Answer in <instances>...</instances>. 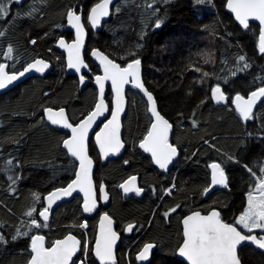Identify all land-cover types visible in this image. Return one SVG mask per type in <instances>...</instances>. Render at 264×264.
Masks as SVG:
<instances>
[{"label":"trees","instance_id":"obj_1","mask_svg":"<svg viewBox=\"0 0 264 264\" xmlns=\"http://www.w3.org/2000/svg\"><path fill=\"white\" fill-rule=\"evenodd\" d=\"M95 2L98 0H46L44 5L37 2L36 6L42 9L43 16L19 18L7 29V34L0 37V49L5 48L9 42L17 49L20 57L17 68L37 54L49 59L53 66L52 72L44 78H29L0 94V224L3 225L0 231L9 238L15 231L14 226L26 219L22 213L30 199V190L46 195L53 186L50 181L55 179L56 186H59L68 179V173L60 167L62 163L66 164V160L56 148L64 133L48 126L41 119L42 106L55 101L61 106L66 105L68 114L77 118L93 103L94 87L91 79L80 89L78 79L66 75L64 56L55 51L54 41L60 34L66 39L72 38L71 33L63 31L65 20L62 13L68 5L87 8ZM30 3L32 0L20 6L13 3L11 11L15 13L18 8L26 10ZM225 3L226 0H211V3L194 6L192 0H169L167 5L160 3V0H127V3L118 0L108 22L97 33L87 29L85 60L93 73L96 67L87 56L92 47L115 56L132 50L137 42L143 45L137 51L142 60L145 86L153 92L162 114L173 124L170 139L178 143L180 152L178 162L174 163L170 171L161 175L145 154L141 155L140 151L132 147V142L142 134L148 123V114L144 101L135 92L129 91L128 109L122 123L126 150L116 160L104 164L101 161L95 163L94 172V179L97 182L102 180L106 185L110 196L106 210L113 217L115 229L121 232L122 227L131 221L144 225L139 233L133 232L129 237H125L124 233L121 235L116 252L118 260L129 248L133 249L134 258L133 242L151 237L161 245L153 252L152 264H171V245L175 243L177 218L173 216L170 222L165 221L161 219L160 212L173 201L187 203L192 207L201 203L208 204L216 198L229 204L230 208L238 207L240 192L247 180L242 164L264 162V140L252 137L240 144L241 139H244L245 125L238 123L228 109L214 102L205 100L203 105L200 104L206 95L210 96L209 85L216 83L218 77L223 78L235 70L236 57L239 55H246L252 67L246 72H238L239 79L230 78L235 80L233 87L245 84V80L251 82L254 76H264V58L254 50L258 27L253 24L249 30L238 28L223 6ZM147 4L152 5L151 9L146 7ZM118 6L120 11L116 12ZM157 7L160 9L158 15L165 16V19L160 28L154 29L151 27L154 23L152 12ZM54 24L63 26L53 28ZM3 30L0 22V31ZM45 32L48 36L44 35ZM141 34L143 40L140 39ZM29 37L37 39L35 46L28 44ZM205 60L208 62L205 63ZM0 62H5L2 51ZM117 62H120L118 58ZM196 68H200L201 72H197ZM203 72L214 75L201 82ZM219 82L223 85L222 79ZM45 92L49 95L44 96ZM108 94L110 99L109 91ZM194 109L199 125L195 128L191 125ZM256 111L258 116L264 117V106ZM178 113L183 115L178 116ZM246 127L248 131L254 132L258 123L249 121ZM201 137L209 140V145L215 144V148L205 145ZM89 148L95 159L96 149L92 140ZM185 152L190 159H185ZM221 153L245 157L241 164L227 165L229 175L235 181L234 195L225 199L224 194L214 191L208 199H202L198 190L207 179L206 164L210 158L219 160ZM9 159H12L13 164L20 160L22 165L21 169H17L22 179L18 182L16 194H9L6 176L2 171L4 162ZM124 159L129 160V165L122 163ZM128 174H138V184L145 188L142 198L124 199L118 191L117 185ZM173 177L177 186L174 196H164L161 205L159 196L163 194L160 187L173 183ZM149 185L157 188L155 195L149 190ZM80 203L82 200L74 197L57 207L51 214L50 228L44 229V232L53 238L59 235L66 225L79 217ZM158 208L159 211L153 217L154 210ZM180 212H186V209L182 208L177 215ZM228 215L231 216V211ZM97 218L98 215L87 218L90 238L96 230ZM76 234H79L78 230ZM24 239L0 246V264H25L28 255L21 251L25 247ZM243 259L245 264H264V254L250 247L243 249Z\"/></svg>","mask_w":264,"mask_h":264},{"label":"snow or ice","instance_id":"obj_2","mask_svg":"<svg viewBox=\"0 0 264 264\" xmlns=\"http://www.w3.org/2000/svg\"><path fill=\"white\" fill-rule=\"evenodd\" d=\"M37 2L46 4V0H32L26 10L11 11L13 3L18 6L24 0H0V22L4 30L0 31V37L7 34V29L11 27L19 18H35L37 15L43 16V11L38 8ZM127 3V0H124ZM155 2V0H154ZM211 3V0H192L194 6ZM112 0H98L90 7L81 8L77 5H68L62 13V18L66 20L74 35L71 39H66L63 34L56 36L55 44L66 53L64 57L67 69L78 74V84L84 85L86 79L94 82L93 103L77 118L71 117L66 111V105L61 106L57 102H52L42 106V120L51 126L67 130L56 144V148L63 154L66 164L60 167L68 173L66 182L56 186L53 179L51 190L42 195L39 191L29 192V201L22 215L26 219L21 220L19 225L14 226L15 231L10 238L0 231V246L17 242L24 239L25 247L21 250L27 252L28 258L25 264H152V255L155 249L160 247L155 238L138 239L134 241L135 250L129 248L122 254L121 260L117 259L116 247L123 233H139L143 224L135 221L127 222L122 231L118 232L114 228L113 217L108 212H99L98 227L93 236L88 235L87 216L98 212V201H107L109 194L106 191L105 183L94 179V164L105 161L116 154H122V149L126 150V140L123 138L122 113L126 112V86H131L138 90L144 98L145 111L148 114V123L145 125L142 134L132 142V147L140 151L141 155L148 154L150 164L154 169L162 170L161 175L167 173L170 165L179 160V145L172 142L170 133L173 124L162 114L158 106L156 97L150 91L142 79V60L139 51L143 48L137 42L132 50L122 54H106L97 47L90 49V57L96 62V70L85 61L83 50L85 49L86 27L97 29L102 23V18L110 16V4ZM160 3L167 5L169 0H160ZM227 8L232 17L233 23L243 30H249L255 22H258V40L254 50L261 58H264V0H226L223 5ZM151 9L152 5L147 4ZM120 7L116 8V12ZM160 9L157 7L153 12L154 29L160 28L165 16L158 15ZM63 24H54L53 28L62 27ZM48 36V33H44ZM144 36L141 34L140 39ZM28 44L35 46L36 38L29 37ZM5 62H0V90L6 89L14 81L23 77L26 73H45L50 68V61L40 55H35L17 68L20 57L17 49L9 42L7 46L0 49ZM52 51L51 48L48 49ZM117 58L120 62H117ZM57 60L60 57H56ZM8 61H12L11 64ZM208 60H205L207 63ZM252 64L246 55L236 57L235 70L230 71L227 76L217 78V82L209 85L210 96L206 95L200 101L203 105L205 100L228 109L235 116L238 123L245 125L244 139L240 144H244L248 138L255 137L264 140V117L257 115V109L264 106V76L253 77L251 82L245 80V84L233 87L238 72H246ZM83 70H87L84 72ZM201 72L200 68L195 69ZM88 73H92L88 76ZM214 75L203 72L200 80ZM223 80V85L220 80ZM110 85L109 94L106 88ZM48 96L49 93H43ZM107 114V115H106ZM178 113V116H182ZM102 118V123H97ZM249 121L257 122L258 127L254 132L247 130ZM99 128L97 131L96 128ZM192 127H199L195 118V109L191 119ZM90 132L95 133V159L90 153L89 140ZM205 145H209V140L201 137ZM214 139V138H212ZM18 143L19 141H13ZM215 148V144L209 145ZM142 150V151H141ZM220 152L219 149H216ZM196 155L195 152L192 153ZM185 159H190L185 152ZM245 159L243 155L221 153L219 160L210 158L206 164L207 179L198 195L202 199H208L211 192L224 194L225 199L234 195L235 181L229 175L228 163L241 164ZM124 165H129V160L124 159ZM21 161L12 159L4 162L2 171L6 176L9 194L18 192V182L22 179L20 171ZM247 180L241 189L240 204L238 207L230 208L227 203L221 202L219 198L212 199L210 203L199 206H188L187 203L175 202L168 205L160 212L161 219L171 221L173 216L177 218V233L175 243L171 245L173 260L171 264H245L243 259V249L255 246L264 252V162H257L250 165L243 163ZM10 173V174H9ZM161 186L159 196L161 205L164 196L173 197L176 184ZM124 194L133 193L135 196H142L145 188L138 184V174H128L121 179L117 185ZM149 190L153 195L157 193V188L149 185ZM73 193L82 194V203L79 204V217H76L55 238L44 232L50 228V213L53 205L64 197H71ZM186 209V212L178 211ZM11 211V209H9ZM159 208L154 210L153 217ZM231 211V216L228 212ZM238 213V214H237ZM3 225L0 224V228ZM78 230L79 234H76Z\"/></svg>","mask_w":264,"mask_h":264},{"label":"water","instance_id":"obj_3","mask_svg":"<svg viewBox=\"0 0 264 264\" xmlns=\"http://www.w3.org/2000/svg\"><path fill=\"white\" fill-rule=\"evenodd\" d=\"M27 0H24V2H26ZM118 2V0H112V3L110 4V16H111V11L114 7V5ZM226 11L230 14L229 10L226 8ZM231 15V14H230ZM109 17H105V18H102V23L100 26L97 27V29H91L90 26H88L89 30L93 33H97L101 28L102 26L108 22L109 20ZM234 19V17H232ZM256 25H258V22H255ZM65 31H68L70 33H72V35H74V30H71L69 28V26L67 25L66 23V20H65ZM87 38H88V31L86 29V36H85V49L83 50V54L85 56V52H86V46H87ZM54 49L56 52L62 54L64 57L66 56V53L64 52L63 49H60L56 44H54ZM90 53V52H89ZM89 57V61L96 67V62H94L93 58L90 57V55H88ZM86 61V60H85ZM87 63V62H86ZM53 70V66L52 64L50 63V68L47 69L45 71V73L41 74V73H35V72H29V73H26L23 77H20L17 81H14L11 85H9L6 89L4 90H0V94H4L5 92H8L9 90H11L12 88L16 87L17 85L23 83L24 81H26L27 79L29 78H32V77H37V78H44L48 73L52 72ZM84 72H87V70H83ZM65 72H66V75L67 76H73V77H76L78 79V74H75L73 70H70V69H67L66 66H65ZM142 68H141V75H142ZM89 74V73H88ZM142 79H143V76H142ZM88 83V79H86L85 81V84L84 85H80L79 84V87L80 89H83L85 87V85ZM91 83L93 85V87L95 88L94 86V82L91 80ZM110 93V85L108 88H106V93ZM129 91H132V92H135L143 101H144V98H142V94L138 92V90L136 89H133L130 85L129 86H126V93H128ZM127 109H128V98L126 96V112L125 113H122L121 116H122V123H123V120L126 116V113H127ZM107 115V114H106ZM46 122V121H45ZM97 123H102V118L100 120L97 121ZM46 124L52 128H55V129H58L60 131H62L63 133H65L67 130L65 129H62V128H59L57 126H51L50 124H48L46 122ZM94 128H96V130L98 131L99 128L96 127V125L93 126ZM121 131L123 132V125H122V128H121ZM172 133V132H171ZM171 133H170V136H171ZM92 140L93 144H94V147H95V133L94 132H90V140H89V143L90 141ZM96 151H98V149H96ZM124 149H122V154L124 153ZM142 151V150H141ZM122 154H116L115 156H112L111 158H108L106 159L105 161H101L102 164L108 162V161H111V160H116L118 159L119 157L122 156ZM149 159L150 157L148 156V154H145ZM174 164L170 165V168L169 170L171 169V167L173 166ZM95 164H94V172H95ZM160 173L162 172V170H159L157 169ZM168 170V171H169ZM107 191V189H106ZM118 191L121 193L122 197L124 199H127V198H130V197H136L138 199L142 198V196H135V194L133 193H129V194H124L123 191L121 189L118 188ZM212 193V192H211ZM74 197H79L81 200H82V194H78V193H73V196L71 197H64V198H61V200L57 201L54 205H53V211L59 207L61 204L63 203H66V202H69L72 198ZM109 203H110V196H109V199L107 201H98L97 203V206H98V212L96 213H92V214H85L88 217H92L94 215H98V218H97V225H96V228L98 227V219H99V212H107V207L109 206ZM53 211L50 213V219H51V214L53 213ZM114 228H116V224L114 222ZM130 233H125L124 235L127 237L129 236ZM120 244V240H118L117 242V247H116V252H117V249H118V246ZM250 248L254 249L255 251H258L262 254H264V252H262V250H259L258 248H256L255 246H251Z\"/></svg>","mask_w":264,"mask_h":264},{"label":"flooded vegetation","instance_id":"obj_4","mask_svg":"<svg viewBox=\"0 0 264 264\" xmlns=\"http://www.w3.org/2000/svg\"><path fill=\"white\" fill-rule=\"evenodd\" d=\"M86 29H89L88 28V26H87V28ZM63 31H65V27L63 28ZM88 31V30H87ZM65 32H68V31H65ZM70 33V32H69ZM72 34V33H71ZM72 37H73V35H72ZM90 52V51H89ZM89 52H88V54H87V56L89 55ZM85 55H86V52H85ZM88 59H89V57H88ZM172 168V167H171ZM170 171V170H169ZM125 234V233H124ZM131 234V233H130ZM130 234H129V236H130ZM125 236V235H124ZM129 236H127V237H129ZM126 237V236H125Z\"/></svg>","mask_w":264,"mask_h":264},{"label":"bare ground","instance_id":"obj_5","mask_svg":"<svg viewBox=\"0 0 264 264\" xmlns=\"http://www.w3.org/2000/svg\"><path fill=\"white\" fill-rule=\"evenodd\" d=\"M25 3V2H24ZM66 73V72H65ZM256 124V123H255Z\"/></svg>","mask_w":264,"mask_h":264}]
</instances>
